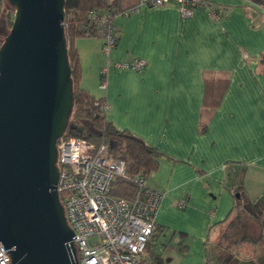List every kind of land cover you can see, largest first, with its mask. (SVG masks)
Returning <instances> with one entry per match:
<instances>
[{"label": "crops", "instance_id": "obj_1", "mask_svg": "<svg viewBox=\"0 0 264 264\" xmlns=\"http://www.w3.org/2000/svg\"><path fill=\"white\" fill-rule=\"evenodd\" d=\"M114 26L109 55L100 38L75 40L81 86L105 99L118 130L167 155L147 186L163 194L155 223L186 235H176L180 260L168 264H216L230 251L219 243L231 218L253 215L246 178L264 189V8L254 0H207L185 19L172 3L142 5ZM138 59L147 62L142 73L115 65Z\"/></svg>", "mask_w": 264, "mask_h": 264}, {"label": "water", "instance_id": "obj_2", "mask_svg": "<svg viewBox=\"0 0 264 264\" xmlns=\"http://www.w3.org/2000/svg\"><path fill=\"white\" fill-rule=\"evenodd\" d=\"M0 47V242L12 264H79L57 192V143L74 96L66 0H8Z\"/></svg>", "mask_w": 264, "mask_h": 264}, {"label": "built area", "instance_id": "obj_3", "mask_svg": "<svg viewBox=\"0 0 264 264\" xmlns=\"http://www.w3.org/2000/svg\"><path fill=\"white\" fill-rule=\"evenodd\" d=\"M207 0H138L127 9L108 8L91 10L84 23L77 25L84 37L100 38L107 55L117 44L114 20L128 16L142 5H176L182 18H189L196 8ZM68 48L70 24L64 22ZM1 47V43H0ZM142 73L147 66L144 59L131 64L118 63ZM107 70L101 71V87L107 88ZM107 103L102 110L107 112ZM59 181L57 192L62 196L66 220L73 230V244L79 264H139L146 252L154 230L155 215L163 194L147 186L144 176L134 181L139 191L130 202L111 195V186L117 176L127 178L126 163L109 156V146L99 147L78 138L62 137L57 143ZM180 207H185L181 201ZM94 240V242H92ZM0 264H12L10 249L0 242Z\"/></svg>", "mask_w": 264, "mask_h": 264}, {"label": "trees", "instance_id": "obj_4", "mask_svg": "<svg viewBox=\"0 0 264 264\" xmlns=\"http://www.w3.org/2000/svg\"><path fill=\"white\" fill-rule=\"evenodd\" d=\"M254 1L264 8V0ZM137 3L138 0H66L65 5V21L70 24L69 38L71 39V46L68 51V59L72 69L74 106L64 137L78 138L97 147L102 143L107 144L109 146V156L114 159L123 160L126 163L127 171V178L121 176L115 177L110 193L116 198L130 202L134 201L139 191V186L134 180L141 175L147 180L152 173L159 170L161 159L167 157V155L159 149L148 145L144 140L131 132L118 130L108 121L106 112L102 110L105 105V99L93 96L81 86L83 69L79 51L75 47V40L84 37L81 31H77L76 27L85 22L91 10L108 8L123 10ZM1 13L2 0H0V17ZM13 19L14 17L10 20L9 26H7V17L5 18L6 26L9 29L13 24ZM210 92V90L207 92V99ZM215 99L217 100V98ZM206 130L207 126H202L201 132H205ZM60 197L62 198L61 195ZM246 216L254 221L257 220L251 213H248ZM238 218H241L240 215L237 216ZM235 230L234 220H231L225 232L226 241L219 243L221 249L230 250L231 246L235 245L228 243L230 239H234ZM170 233H173V236L179 235L186 238L184 233L170 231L154 222L153 233L147 244L144 257L139 264H164V258L159 253V249L162 246H167L162 238H165L166 235L169 236ZM241 242H253V239L246 231H243V236L238 243ZM234 243H236L235 240ZM183 246H186L185 241L178 245L179 250L183 251Z\"/></svg>", "mask_w": 264, "mask_h": 264}, {"label": "rangeland", "instance_id": "obj_5", "mask_svg": "<svg viewBox=\"0 0 264 264\" xmlns=\"http://www.w3.org/2000/svg\"><path fill=\"white\" fill-rule=\"evenodd\" d=\"M15 8L9 3L8 0H2V13L0 17V40L1 43L4 42L7 35L10 33L11 28L9 29V22L14 17ZM7 17V26L5 18ZM12 27V26H11ZM248 179L246 184L248 187L246 190L249 192V199L247 204L248 210L253 213L254 217L257 220H252L250 217L246 216V213L243 211L242 217L237 219L238 213L231 218L235 223V234L234 239H230L228 243L236 244L243 236V231H246L249 236L256 241V246H251L248 244H240L231 246L230 251L226 253L225 257H219V261H216V264H264V189L259 187V184L256 183L254 177L246 178ZM245 180L244 177H241L240 184ZM244 229V230H243ZM178 236H173V233L169 234V237L164 240L166 241V247H161L159 253L164 257L167 264L170 261H178V254L175 251L177 246L176 238ZM164 238V237H163ZM162 238V240H163ZM220 243L226 241L225 234L222 236ZM234 240L236 243H234ZM94 242V240L92 241ZM163 242V241H162ZM233 250V251H232ZM232 252V253H231ZM183 256V255H182ZM214 260V258H213ZM224 260V261H222Z\"/></svg>", "mask_w": 264, "mask_h": 264}, {"label": "flooded vegetation", "instance_id": "obj_6", "mask_svg": "<svg viewBox=\"0 0 264 264\" xmlns=\"http://www.w3.org/2000/svg\"><path fill=\"white\" fill-rule=\"evenodd\" d=\"M0 43H1V41H0ZM2 44V43H1Z\"/></svg>", "mask_w": 264, "mask_h": 264}]
</instances>
